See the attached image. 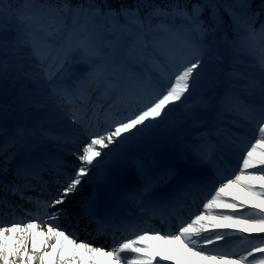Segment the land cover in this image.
<instances>
[{"label":"snow or ice","instance_id":"snow-or-ice-1","mask_svg":"<svg viewBox=\"0 0 264 264\" xmlns=\"http://www.w3.org/2000/svg\"><path fill=\"white\" fill-rule=\"evenodd\" d=\"M205 7L211 9L209 20L214 27L202 18ZM245 9L246 27L241 31V17L230 6L224 7L231 19L234 49L250 57L259 70L258 78L236 73L234 82L242 81L243 89L227 96L226 115L239 116L247 124L255 125L254 142L249 140L241 147L244 137L230 139L228 147L238 148L242 153L237 174L189 186L199 188L205 195L207 202L202 205L205 211L189 212L193 217L189 220L180 217L177 232L161 234L153 229L149 234L134 221L121 222L113 225L114 232H130L132 238L123 239L111 250H105L86 241L78 242L77 237L67 233L59 223L67 215L61 206L80 190L84 178L89 177L93 169L102 166L100 158L110 154L105 149L114 146L111 152H115L136 133L154 126L152 122L170 115L175 106L186 105L198 83L205 58L214 53L215 33L223 23L220 9L214 4L190 3V0H168L167 3L156 0H77L75 3L73 0H0V32L6 30V20L12 21L17 29V39L11 47L0 40V74L15 68L27 75L22 71L25 48L31 50L38 63L54 69L55 73L77 55L86 56L96 64L107 55L106 48L110 47L101 48L92 40V33L100 27L101 20L105 21L103 26L110 36L120 34L124 38L131 49L130 55L151 59L170 69L147 86L151 98L142 107L110 123L103 134L86 136L77 149L70 150L79 161L74 173L64 177L65 166L49 161V176L55 171L58 177L56 195L51 200L42 201L26 195L36 190L34 181L44 185L52 182L44 179L45 165L26 160L17 167L11 180L6 178L8 169L0 167V210L7 203L14 213L21 206L10 198L17 196L35 209L24 210L25 215L33 217L29 221L5 223L0 220V264H47L50 258L51 264H83L81 250L87 255L88 264H160V261L180 264L182 259L189 264H264V21L260 20L264 14V0L256 11L251 10V3H247ZM174 42H179L186 53L184 56L177 58L173 54ZM55 73L46 71L45 78L53 79ZM100 77L98 73L97 78ZM209 83L214 82L210 80ZM78 103L83 106L84 100L81 98ZM213 106V97L205 94L198 108L190 111L195 117L198 111L210 110ZM5 150L0 146V154ZM206 156L203 149L193 154L196 161H203ZM169 174H172L171 169ZM208 183L213 186L209 188ZM216 183H219L218 188ZM237 186L248 195L242 203H237L235 198L227 199L229 189ZM149 190L150 186L145 185L142 190L127 191L126 195L144 200ZM163 208V218L179 216L183 210L176 208L175 198H170ZM217 209L232 211H215ZM41 210L44 219L40 217ZM41 223L47 225V231L39 227ZM217 229L221 231H210ZM228 229L235 231H226ZM245 232L259 235L251 239L239 235ZM38 237L42 238L39 244ZM233 239L249 245L242 249L247 255L235 258L240 244L230 248ZM150 240L158 241L161 250L150 244ZM220 241H224V245H220ZM209 245L217 246L209 248ZM257 253L261 255L257 257ZM97 257L106 259L98 261Z\"/></svg>","mask_w":264,"mask_h":264},{"label":"rangeland","instance_id":"rangeland-1","mask_svg":"<svg viewBox=\"0 0 264 264\" xmlns=\"http://www.w3.org/2000/svg\"><path fill=\"white\" fill-rule=\"evenodd\" d=\"M104 23L103 20L99 21L100 27L92 33V40L101 48L108 45L110 47L106 48L107 55L96 64L88 60L86 56L77 55L74 59L69 60L60 72L55 73L54 69H47L43 64L38 63L31 50L25 48L22 71L27 75H22L21 71L15 68L0 74V138L3 140L2 145H6L5 148L8 147L5 151L7 163H3V166L0 167L8 169L7 177L10 180L12 179L10 173L14 168L12 160L16 155L22 154L24 150L23 144L20 143L22 136L18 134H25V130L19 124L22 120H26L28 117L32 123L27 136L31 139L44 141L47 144V149L61 159V164L66 169L63 176L66 177L72 174L73 170H76L75 166L79 164L70 150L77 149L86 136L104 133L114 118L122 120L142 107L151 98L147 86L154 83L162 74L170 72V69L162 67L151 59L145 60L138 58L135 54L130 55L131 49H128L127 55V44L124 42V38L120 34L110 36L108 30L103 26ZM5 24L7 27L5 31L0 32V40L5 41L11 47L17 39V29L10 20H6ZM209 26L214 27L211 21ZM227 31L228 25L223 20L221 27L215 33L214 53L210 58H205L204 64L199 70L201 74L198 83L186 105L175 106V110L170 115L159 122H152L154 126L136 133L132 139L121 146L122 155L119 157L129 160L125 153L128 149L129 153L134 150L137 139H150L153 136L158 137L162 133L165 136V141L162 139L157 145L148 146L141 156L130 160L129 165L131 171L136 172V180L143 181L140 178L144 174L143 169L150 172L157 170L159 180L164 178L165 174L170 175L169 179H180L181 177H175V175H181L187 170H191L192 175L197 178L195 185H199L213 179L219 180L220 177L214 171V162L216 160L224 162L228 157L237 160L230 177L237 174V169L242 163V160L239 159L242 153L238 148L232 150L228 147L230 139L244 137V140L240 141L241 147L246 142L245 139L254 142L253 128L255 125L247 124L239 116L229 117L226 115L227 96L229 93H239L243 89L242 81L234 82L236 73L247 75V69L251 68L257 72L256 77L258 78L259 70L250 57L234 49L233 41L226 35ZM211 39L210 36L209 40L211 41ZM227 47L233 49L234 53H228ZM172 52L177 58L186 54L180 48L179 42H174ZM9 62H12L10 52ZM46 71L55 73L54 78H45ZM98 73L101 74L100 78H97ZM210 80L214 83L210 84ZM73 81H78L77 88L86 93L82 96L83 106L78 103L76 95L67 98V94H63L66 90L65 87ZM120 88H122V92ZM210 89L214 92L212 95L213 108L198 111L197 116L189 120L192 115L190 110L198 108L202 97ZM66 92L68 93V90ZM121 94H125L126 98H123L124 96ZM122 99H125L123 103ZM92 104H95V110L91 106ZM17 107L22 111L21 118L13 113ZM93 112L95 114L91 117ZM106 112L109 114L107 117H105ZM96 115L104 116V118L101 121H94L93 118ZM46 128L52 129L53 132L47 131ZM200 149L205 150L207 156L203 161H196L193 154ZM110 153L118 156L117 150L111 152L110 149ZM175 159L178 170L171 168V163ZM119 163L114 166L118 168ZM170 169L172 174H169ZM176 171L177 173L174 174L173 172ZM52 177L58 179L55 171H52L50 176L48 171L44 174L45 180ZM35 184L38 186L40 182H35ZM57 184H47L52 188L55 187V195ZM208 186L212 187L213 185L208 183ZM154 190L157 191V189ZM202 205L203 203L198 204V211H205ZM78 211L70 213L71 215L62 221L67 220L65 222L67 223L71 218L77 216L75 214H78L79 217L88 214L86 209ZM183 218L191 219L186 215ZM180 223L175 225L176 230ZM160 229L157 227L156 230ZM252 237L255 236L248 235V238ZM120 241L121 239L117 242ZM242 247L247 248L249 245L242 244ZM260 255L256 254L257 257ZM248 260L251 261L252 257H249ZM168 263L176 264L175 261H165L163 264Z\"/></svg>","mask_w":264,"mask_h":264},{"label":"bare ground","instance_id":"bare-ground-1","mask_svg":"<svg viewBox=\"0 0 264 264\" xmlns=\"http://www.w3.org/2000/svg\"><path fill=\"white\" fill-rule=\"evenodd\" d=\"M248 71V77H256L258 74L256 71L247 69ZM78 81L70 82L65 89L68 90V93L66 90H64L63 94H67L66 97L70 98L72 95H76L77 98H80L83 96V94H86L84 91H81L77 88ZM129 90V89H128ZM120 91L122 92V88H120ZM207 94H210L211 96L214 94L213 90L210 89ZM125 97V94H121ZM205 95V94H204ZM17 106V104H16ZM173 107V106H170ZM16 111L13 110V113L15 116H18V118H21V110L17 107L15 108ZM95 110V109H94ZM19 112V113H18ZM109 112V111H108ZM21 113V114H20ZM107 113V112H106ZM105 113V114H106ZM94 112L91 117L94 116ZM109 114L107 113L105 117H107ZM26 116V115H25ZM197 116V115H196ZM195 116V117H196ZM104 118V116H95L93 118L94 121H101ZM194 118L193 115L189 117V120ZM114 118L112 121H115ZM21 128L25 130V134L18 133L22 137V141H20L21 144H23V153L21 155H17L13 163L26 161L27 159H31L32 155L35 154L32 150L28 151L30 148L37 149L38 145H47L44 141H39L35 138H29L27 134H29L32 123L29 121V118L27 117L26 120H22L21 123H19ZM47 131L53 132L52 129L46 128ZM58 133V131H57ZM100 134H103L101 132ZM165 136H163V133L160 134L158 137L153 136L150 139L147 138H139L137 139V145L133 148L129 153V149L126 151L125 154H127L129 160L127 158H121L119 156L122 155L121 153V147L116 149L117 155L114 153H110V149H112L114 146H110L109 149H105V152H109L110 154L108 156H102L100 159L103 160V164L100 168L93 169L92 172H90L89 177H85L84 181L82 182V185L80 186V190L76 193L72 194L68 201L62 205L61 207H64L67 211V215L64 218H67L70 216V213H77L78 210L86 209L88 210V214H85L83 217L76 216L69 220L67 223H65L67 220H64L62 218L60 220V225L62 228L66 230L67 233L73 234L75 237H80V241H86L91 245V242L95 240L98 242V246L100 247V244L102 243L107 244H114L113 246L118 245L117 241L122 238V234L125 233L124 231H116L114 232L113 225L120 224L121 222H127V221H134L139 226L141 224H147L151 227V225L154 226V224L162 225L164 224V230L167 231L170 227H174L177 223H179V218L183 216H187L189 218H192L189 216V212L196 213L198 211V204L206 202L205 195L203 193H199V188L196 187H189V186H195V178L192 175L191 170H187L184 174L181 175H175V177H181L180 179H169L170 175L164 176L161 180L158 179L159 174H157V170L155 171H146L143 169L144 174L143 176H140L141 180H136L135 177L136 172L131 171V167L129 165L130 160L136 159L139 156H141L145 149L148 148V146L151 145H157L162 139L164 140ZM31 144H30V141ZM165 141V140H164ZM246 142H248V139H245ZM2 138H0V146L2 145ZM6 146V145H5ZM5 146H3L5 148ZM112 147V148H111ZM7 150V148H5ZM5 150V151H6ZM28 151V152H27ZM134 151V152H133ZM27 152V153H26ZM46 155L50 156V158L54 161H58L61 163V159L54 153H51L50 151H46ZM3 156V154H2ZM133 158V159H132ZM1 159V158H0ZM36 161V159H35ZM176 159L173 160L171 163V168L173 170H178ZM119 163V167L117 168L114 166L116 163ZM237 160L233 157H228L225 159L224 162H219L216 160L214 162V171L215 173L221 178V177H230L231 171L233 170ZM40 164V162H36ZM75 172V169L73 170V173ZM174 174L177 173L173 172ZM65 174V173H63ZM15 175V171L12 173V178ZM106 177H108L106 179ZM51 183H55L56 179L54 177L51 178ZM173 183H175L173 185ZM145 185L150 186V190L147 194V197L144 200L139 199H132L128 195H126L127 191L129 190H142ZM52 186L48 188L47 190L44 189L38 190V191H30L26 192L27 196L32 197H39L42 201H47L51 199V195H47L49 191H51ZM211 188L210 186H208ZM219 187V183L215 186ZM154 189H157L154 190ZM186 189V190H185ZM154 190V191H153ZM36 192V195H34ZM52 192H54V189H52ZM230 195L227 197V199H236L237 203H242L245 200L248 199L247 192L245 190H242L240 187H234L229 189ZM170 198H175L176 201V208L177 209H183L179 216L177 215H168L167 218H163L162 214L164 213L163 206L166 205ZM20 205L21 207L17 210L20 212H24L26 209H32L35 211L34 206L32 204H28L26 201H20L16 203ZM23 204V205H22ZM9 208V204H5L3 209L0 210V220L4 221L3 217L6 215L4 213V210H7ZM11 208V207H10ZM215 211H225V212H231V209H224L220 210L217 209ZM2 215V216H1ZM25 215V214H24ZM170 216V219H169ZM41 219H44L43 212L41 210L40 212ZM79 217V218H78ZM171 217H173L171 219ZM161 218H163L161 220ZM32 216H29L28 220H32ZM172 220V221H171ZM6 222V221H4ZM173 222L169 225V223ZM86 225V226H85ZM107 228H106V227ZM40 228H42L44 231H47V225L41 223L39 225ZM83 228V229H82ZM85 228V229H84ZM111 228V230H110ZM100 230L103 232H106L107 230H110L109 234L107 235H99L98 231ZM210 231H221V230H210ZM226 231H235L234 229H228ZM209 233H202V235H208ZM239 235L248 237L253 235L257 236L258 233H239ZM131 236V235H130ZM42 238H37V243H40V240ZM78 241V242H80ZM150 244H153L157 246V250H161L160 244L158 241H149ZM220 245H224V241L219 242ZM237 244H240V241L238 239H233L231 243L229 244L230 248L235 247ZM95 246V245H91ZM217 245H209V248L216 247ZM105 250H111L108 247H102ZM245 247H242V244H240V249L237 250V255L235 256L236 259L240 257V255H247V252L242 251ZM80 259L82 260L83 264H88V257L87 255L81 250L80 253ZM106 258L104 257H97L98 261H104ZM159 259V258H158ZM165 263V261H160V264ZM47 264H51V258L47 262ZM170 264V263H168ZM180 264H189L186 260H181Z\"/></svg>","mask_w":264,"mask_h":264},{"label":"trees","instance_id":"trees-1","mask_svg":"<svg viewBox=\"0 0 264 264\" xmlns=\"http://www.w3.org/2000/svg\"><path fill=\"white\" fill-rule=\"evenodd\" d=\"M77 2V0H73V3ZM157 3H167L168 0H156ZM183 2V0H182ZM190 3H201V4H214L217 5L220 9V13L222 15V18L224 21H226L227 25H228V31L226 33L227 37L233 41L235 39L234 37V33H233V29H232V24H231V19L228 16V13L224 11V7L230 6L232 8V10L241 17L240 19V28L241 31H243V29L246 27L245 24V13H246V9H245V5L247 3H251L252 5V11H256L258 10V8L260 7L261 4V0H190ZM190 7V5H189ZM210 12L211 9L209 7H205L204 8V13H203V19L208 22V24L210 23L209 20V16H210ZM261 21H264V14L261 15L260 17ZM259 23V21L257 22ZM15 26V24H14ZM130 49L129 45H127V50ZM226 51L228 53H234L233 49H231L230 47L226 49Z\"/></svg>","mask_w":264,"mask_h":264}]
</instances>
